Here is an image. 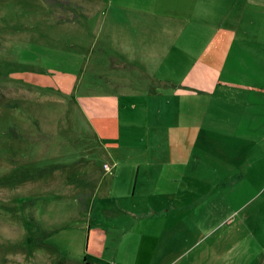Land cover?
<instances>
[{
    "label": "crops",
    "instance_id": "obj_1",
    "mask_svg": "<svg viewBox=\"0 0 264 264\" xmlns=\"http://www.w3.org/2000/svg\"><path fill=\"white\" fill-rule=\"evenodd\" d=\"M255 12L264 14V0H89V9L61 18L76 17L87 32L83 66L71 78L60 74L69 82L61 93L73 96L89 128L102 127L101 175L157 177L166 192L176 191L177 177L199 182L182 185L176 206L129 204L111 221L114 233L89 229L83 262L237 264L231 192L250 182L264 190L254 164L264 154V104L248 103L264 96L253 83L262 73L248 72L250 53L264 47L248 34ZM112 58L146 79L114 86L107 75L127 77Z\"/></svg>",
    "mask_w": 264,
    "mask_h": 264
},
{
    "label": "rangeland",
    "instance_id": "obj_2",
    "mask_svg": "<svg viewBox=\"0 0 264 264\" xmlns=\"http://www.w3.org/2000/svg\"><path fill=\"white\" fill-rule=\"evenodd\" d=\"M83 9H89V0H0V264H84L89 229L114 233L111 221L126 215L129 204L148 208L146 203L168 199L176 206L182 185L199 183L177 177L176 191L166 192L155 186L157 177L101 175L108 162L102 158V127L89 128L73 96L61 93L69 82L62 83L60 74L71 78L83 66L79 52L87 37L76 17L61 18ZM249 24L253 44L264 42V14L255 12ZM262 50L250 53L248 72L262 73L253 83L264 86ZM111 64L126 72V79L116 72L107 75L116 87L146 79L143 70L120 59L112 58ZM84 67L89 73V64ZM253 96L248 103L264 104V96ZM254 164L260 167L256 178L264 181V154ZM259 186L250 182L231 192L232 214L239 219L232 235L237 264H264V190L256 191Z\"/></svg>",
    "mask_w": 264,
    "mask_h": 264
},
{
    "label": "trees",
    "instance_id": "obj_3",
    "mask_svg": "<svg viewBox=\"0 0 264 264\" xmlns=\"http://www.w3.org/2000/svg\"><path fill=\"white\" fill-rule=\"evenodd\" d=\"M84 263H85V264H98V263H96V262H94V261H90V260H88V259H85V260H84Z\"/></svg>",
    "mask_w": 264,
    "mask_h": 264
}]
</instances>
